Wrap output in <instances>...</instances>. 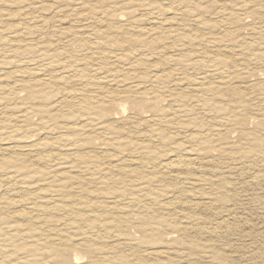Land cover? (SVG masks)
<instances>
[{"label":"rangeland","instance_id":"obj_1","mask_svg":"<svg viewBox=\"0 0 264 264\" xmlns=\"http://www.w3.org/2000/svg\"><path fill=\"white\" fill-rule=\"evenodd\" d=\"M262 30L264 0H0V264H264Z\"/></svg>","mask_w":264,"mask_h":264},{"label":"bare ground","instance_id":"obj_2","mask_svg":"<svg viewBox=\"0 0 264 264\" xmlns=\"http://www.w3.org/2000/svg\"><path fill=\"white\" fill-rule=\"evenodd\" d=\"M127 1V0H126ZM220 1V0H219ZM163 2V1H162ZM179 3V2H178ZM244 4V3H243ZM146 5V4H145ZM173 5V4H172ZM149 6V5H148ZM153 7V6H152ZM142 8V7H141ZM176 8V7H175ZM152 9V8H151ZM196 10V9H195ZM198 11V10H197ZM259 13V12H258ZM111 14V13H110ZM100 15V14H99ZM102 15V14H101ZM101 18H102V16H101ZM194 20V19H193ZM113 21V20H112ZM111 21V22H112ZM109 22V21H108ZM240 22V21H239ZM238 22V23H239ZM155 23V22H154ZM200 23V22H199ZM245 23V22H244ZM198 25V24H197ZM239 26V25H238ZM167 27V26H166ZM212 27V26H211ZM263 31V30H262ZM186 32V31H185ZM264 32V31H263ZM137 33V32H136ZM94 34V33H93ZM191 34V33H190ZM92 35V34H91ZM137 35V34H136ZM170 36V35H169ZM229 37V36H228ZM217 38V37H216ZM130 39V38H129ZM213 39V38H212ZM211 40V39H210ZM252 42V41H251ZM129 43V42H128ZM258 43V42H257ZM138 46V45H137ZM207 47V46H206ZM89 48V47H88ZM135 48V47H134ZM215 48V47H214ZM208 49V48H207ZM250 50V49H249ZM260 50V49H259ZM252 51V50H251ZM212 52V51H211ZM215 52V51H214ZM254 52V51H253ZM228 54V53H227ZM186 56V55H185ZM192 57V56H191ZM69 58V57H68ZM108 58V57H107ZM254 58V57H253ZM193 59V58H192ZM191 59V60H192ZM85 60V59H84ZM88 62V61H87ZM116 62V61H115ZM119 62V61H118ZM200 62V61H199ZM237 62H238V60H237ZM73 63H74V61H73ZM90 63V62H89ZM210 63V62H209ZM97 64V63H96ZM108 64V63H107ZM45 65V64H44ZM83 65V64H82ZM99 65V64H98ZM103 65V64H102ZM243 65V64H242ZM224 68V67H223ZM90 70V69H89ZM215 71H217V70H215ZM211 72V71H210ZM35 73V72H34ZM39 73V72H38ZM94 73V72H93ZM142 73V72H141ZM218 73V72H217ZM108 74V73H107ZM93 75V74H92ZM244 75V74H243ZM44 76V75H43ZM197 77V76H196ZM118 78V77H117ZM178 80V79H177ZM214 80V79H213ZM125 81V80H124ZM215 82V81H214ZM28 83V82H27ZM34 85V84H33ZM34 87H36V86H34ZM209 87V86H208ZM213 87V86H212ZM32 88V87H31ZM243 88V87H242ZM207 89V88H206ZM211 89V88H210ZM31 90V89H30ZM205 90V89H204ZM33 91V90H32ZM36 91V90H35ZM206 91V90H205ZM208 91V90H207ZM234 91V90H233ZM204 92V91H203ZM223 92V91H222ZM199 93V92H198ZM235 94V93H234ZM236 95V94H235ZM36 97V96H35ZM180 97V96H179ZM88 98V97H87ZM200 99V98H199ZM205 99V98H204ZM209 99V98H208ZM211 99H212V97H211ZM83 100V99H82ZM180 100H183L182 99V97H181V99ZM190 100V99H189ZM184 101V100H183ZM209 102V101H208ZM213 102H216V101H213ZM223 102V101H222ZM84 103V102H83ZM86 103V102H85ZM205 103H207L206 101H205ZM219 103V102H218ZM92 104V103H91ZM99 104V103H98ZM103 104V103H102ZM101 104V105H102ZM205 105V104H204ZM213 105V104H212ZM148 106H150V105H148ZM206 106V105H205ZM218 106H220L221 107V105H219L218 104ZM253 106V105H252ZM177 107V106H176ZM210 107H215V106H210ZM241 107V106H240ZM205 108V107H204ZM226 108V107H225ZM217 109H218V107L216 108V111H217ZM214 110V109H213ZM219 110V109H218ZM228 110V109H227ZM100 111H101V113H106L107 112V109H106V107L105 106H102L101 108H100ZM204 111V110H203ZM219 111H222V109L220 108V110ZM243 111V110H242ZM185 112V111H184ZM205 112V111H204ZM183 117V116H182ZM241 118V117H240ZM235 120V119H234ZM240 120V119H239ZM235 122V121H234ZM236 123V122H235ZM128 125V124H127ZM125 126V125H124ZM131 130V129H130ZM171 130V129H170ZM199 130V129H198ZM242 131H243V129H242ZM141 132V131H140ZM243 133V132H242ZM245 133V132H244ZM249 133V132H248ZM247 133V135H249ZM250 134H252V133H250ZM255 135V134H254ZM157 136V135H156ZM214 136V135H213ZM246 136V135H245ZM165 137H167V136H165ZM165 137H163L162 136V138L164 139ZM259 137V136H258ZM168 138V137H167ZM243 138H244V136H243ZM255 138H257L256 136H255ZM260 138V137H259ZM259 138H257L258 139V141L261 139H259ZM249 139H250V137H249ZM252 139V138H251ZM250 139V140H251ZM257 139H256V141H257ZM255 140V139H254ZM74 141V140H73ZM132 141V140H131ZM261 141V140H260ZM259 141V142H260ZM264 141V140H263ZM254 141H251V144L253 143ZM252 147H256V146H254V145H252ZM250 148H251V146H250ZM258 149V148H257ZM256 149V150H257ZM243 150V149H242ZM252 150H254V149H252ZM256 150H254V151H256ZM34 151V150H33ZM87 156V155H86ZM84 154H80V158H84V157H86ZM90 157V156H89ZM12 158V157H11ZM190 160H191V158H190ZM205 160V159H204ZM128 162V161H127ZM188 162L185 160V159H175V160H170V161H168V162H164V163H162L161 164V167L163 168V169H165V170H170V171H173V170H176V168H179V167H181V166H186V164H187ZM4 165V164H3ZM135 165V164H134ZM143 165V164H142ZM17 166V165H16ZM143 166H145V165H143ZM124 167V166H123ZM121 168V167H120ZM125 169V168H124ZM121 171V170H120ZM205 171V170H204ZM242 172V171H241ZM162 173H164V171H162ZM119 174V173H118ZM125 175V174H124ZM252 175V174H251ZM258 175V174H257ZM119 176H120V174H119ZM255 177H256V175H255ZM144 185V184H143ZM205 186V185H204ZM50 187V186H49ZM17 189V188H16ZM183 190V189H182ZM17 191V190H16ZM184 191V190H183ZM155 193V192H154ZM153 193V194H154ZM9 195V194H8ZM22 197V196H21ZM30 198V197H29ZM42 199H43V196L41 197ZM31 199V198H30ZM39 199V198H38ZM63 199V198H62ZM118 199V198H117ZM20 200H22V199H20ZM24 200V199H23ZM137 200V199H136ZM31 201V200H30ZM45 201V200H44ZM44 201H42V202H44ZM19 202V201H18ZM34 202H35V200H34ZM41 202V203H42ZM76 200L75 201H69V203L66 201V202H60V204H59V206L60 207H66V208H71V207H73L74 206V204H76ZM6 203V202H5ZM4 203V204H5ZM20 203V202H19ZM41 203H40V207H42L41 206ZM45 203V202H44ZM44 203H42L43 205H44ZM47 203V202H46ZM45 203V204H46ZM158 203V202H157ZM0 204H2V203H0ZM3 204V205H4ZM8 204V203H7ZM27 204H28V202H27ZM34 204V203H33ZM81 204V203H80ZM107 204V203H106ZM9 205V204H8ZM37 204H35V206H36ZM47 205V204H46ZM45 205V206H46ZM51 205V204H50ZM58 205V204H57ZM79 205V204H78ZM77 205V206H78ZM39 206V205H38ZM47 206H49V205H47ZM55 206V205H54ZM50 208H52V206H49ZM57 207V206H56ZM2 208V207H1ZM0 208V209H1ZM58 208V207H57ZM106 208V207H105ZM144 208V207H143ZM4 209V208H3ZM63 208H61V210H62ZM79 209V208H78ZM107 209V208H106ZM105 209V210H106ZM6 210V209H5ZM26 210V209H25ZM27 210H30V208L29 209H27ZM36 210V209H35ZM34 210V211H35ZM42 210V209H41ZM75 210V209H74ZM40 211V210H39ZM42 211H44V210H42ZM66 211V210H65ZM14 212V211H13ZM29 212V211H28ZM69 213H72V212H70V211H68ZM30 213V212H29ZM50 213H52V212H50ZM144 213V212H143ZM162 213V212H161ZM11 214H12V212H11ZM2 215V214H1ZM5 215V214H4ZM38 215V214H37ZM53 215V214H52ZM234 215V214H233ZM5 216H7V215H5ZM20 216V215H19ZM23 216V215H22ZM51 216V215H50ZM21 217V216H20ZM32 217V216H31ZM42 217H44L45 218V216L43 215ZM41 217V218H42ZM80 217V216H79ZM5 218V217H4ZM8 218H9V216H8ZM16 219H19L18 217L16 218ZM30 219V218H29ZM236 219V218H235ZM26 220V219H25ZM17 221V220H16ZM160 221V220H159ZM0 222H1V220H0ZM21 222V221H20ZM27 222H29V221H27ZM71 222V221H70ZM69 222V223H70ZM117 222V221H116ZM160 222H162V221H160ZM5 223V222H4ZM31 223H32V221H31ZM34 223V222H33ZM38 223V222H37ZM36 222L34 223V224H37ZM11 224V223H10ZM167 224V223H166ZM2 225V224H1ZM3 225H5V224H3ZM2 225V226H3ZM7 225V224H6ZM39 225V224H38ZM48 226V225H47ZM71 226V225H70ZM165 226V225H164ZM16 228V227H15ZM164 228V227H163ZM6 229H7V227H6ZM29 229V228H28ZM5 229L3 228V231H4ZM31 230V229H30ZM154 230L156 231V230H158V226H156V227H154ZM17 231V230H16ZM18 231H19V229H18ZM17 231V232H18ZM22 230H20L19 232L20 233H23V232H21ZM24 231V230H23ZM26 231H27V228H26ZM13 232V231H12ZM15 232V231H14ZM18 232V233H19ZM206 232V231H205ZM8 234V233H7ZM57 234V233H56ZM23 235V234H22ZM69 235H70V233H69ZM205 235V234H204ZM10 236H11V234H10ZM25 236V235H24ZM29 236H31V235H29ZM37 236V235H36ZM41 236V235H40ZM40 236H39V238H40ZM54 236V235H53ZM60 236V235H59ZM97 236V235H96ZM229 236V235H228ZM2 237V236H1ZM13 238H14V235L12 236ZM21 237V236H20ZM33 237H34V235H33ZM61 237H63V236H61ZM147 237V236H146ZM19 238V237H18ZM4 239V238H3ZM10 239H12V238H10ZM15 239V238H14ZM32 239V238H31ZM7 240V239H6ZM5 240V241H6ZM39 240H41V239H39ZM1 241V240H0ZM7 241H9V240H7ZM6 241V242H7ZM11 241V240H10ZM13 241V240H12ZM18 241V240H17ZM16 241V242H17ZM21 241V240H20ZM19 241V242H20ZM4 242V241H3ZM2 242V243H3ZM6 242H4V243H6ZM61 242V241H60ZM8 243V242H7ZM29 243H31V242H29ZM35 243V242H34ZM63 243V242H62ZM9 244V243H8ZM46 244H48V243H46ZM64 244V243H63ZM10 245V244H9ZM8 245V246H9ZM21 245H23V244H21ZM20 245V246H21ZM70 245V244H69ZM3 246V245H2ZM11 246V245H10ZM19 246V245H18ZM17 246V247H18ZM41 246V244L40 243H36V244H34L33 246H32V248H31V250L32 251H34V252H36L38 249H39V247ZM82 246V245H81ZM6 247V246H5ZM14 247V246H13ZM55 247V246H54ZM63 247V246H62ZM87 248V249H89V250H95L96 248L95 247H93L91 244H89L88 245V247L87 246H84V248ZM9 248H11V247H9ZM19 248V247H18ZM41 248H42V246H41ZM50 248H53V247H50ZM23 249V246H22V248H21V250ZM42 249H44V246H43V248ZM46 249V248H45ZM48 249H49V247H48ZM47 249V250H48ZM55 249V248H54ZM101 249V248H100ZM63 250V249H62ZM1 251V250H0ZM9 251V250H8ZM8 251H6V252H8ZM14 251V250H13ZM12 251V252H13ZM16 251H18V249L16 250ZM2 252V251H1ZM10 252V251H9ZM5 253V252H4ZM3 253V254H4ZM15 254H18V253H16V252H14ZM250 253V252H249ZM5 254H7V253H5ZM10 254H11V252H10ZM21 254H23V253H21ZM170 254V253H169ZM259 254V253H258ZM20 255V254H19ZM24 256V255H23ZM262 256V255H261ZM26 257V256H25ZM29 257H31V256H29ZM92 257V256H91ZM184 257V256H183ZM2 258V257H1ZM28 258V257H27ZM217 258V257H216ZM220 258V257H219ZM53 260H54V258H53ZM220 260V259H219ZM75 261V260H74ZM221 261V260H220ZM9 262V261H8ZM48 264H50V263H48ZM62 264H69L68 262H67V260H63V262H62ZM259 264V263H258Z\"/></svg>","mask_w":264,"mask_h":264}]
</instances>
